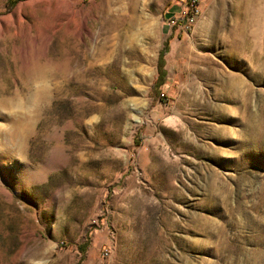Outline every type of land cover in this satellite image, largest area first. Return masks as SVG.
<instances>
[{
	"label": "rangeland",
	"instance_id": "374dc122",
	"mask_svg": "<svg viewBox=\"0 0 264 264\" xmlns=\"http://www.w3.org/2000/svg\"><path fill=\"white\" fill-rule=\"evenodd\" d=\"M197 2L0 0V264H264V0Z\"/></svg>",
	"mask_w": 264,
	"mask_h": 264
},
{
	"label": "built area",
	"instance_id": "2783aa9c",
	"mask_svg": "<svg viewBox=\"0 0 264 264\" xmlns=\"http://www.w3.org/2000/svg\"><path fill=\"white\" fill-rule=\"evenodd\" d=\"M197 5V0H187L186 9L181 11L180 16L178 15L176 18L173 17V23L178 20L180 22V28H182L183 31L188 32L199 13Z\"/></svg>",
	"mask_w": 264,
	"mask_h": 264
},
{
	"label": "trees",
	"instance_id": "16d2710c",
	"mask_svg": "<svg viewBox=\"0 0 264 264\" xmlns=\"http://www.w3.org/2000/svg\"><path fill=\"white\" fill-rule=\"evenodd\" d=\"M168 50L163 49L160 54L159 58L156 63V71H157V77L156 80L154 81L152 87H157L160 86L161 84L164 83L165 76L167 74V71L165 69V60L164 56L167 54Z\"/></svg>",
	"mask_w": 264,
	"mask_h": 264
},
{
	"label": "crops",
	"instance_id": "0c3cea01",
	"mask_svg": "<svg viewBox=\"0 0 264 264\" xmlns=\"http://www.w3.org/2000/svg\"><path fill=\"white\" fill-rule=\"evenodd\" d=\"M178 9H179V6L177 7L176 5H170L169 10H167V13L164 16V21H165L166 24H168V20L176 14ZM168 26H170V25L168 24ZM168 54H169V52L164 56L166 71H167V67L166 66H167V63H168V59H167L168 58ZM167 75H168V71H167V74L165 76V79L168 77Z\"/></svg>",
	"mask_w": 264,
	"mask_h": 264
},
{
	"label": "bare ground",
	"instance_id": "6f19581e",
	"mask_svg": "<svg viewBox=\"0 0 264 264\" xmlns=\"http://www.w3.org/2000/svg\"><path fill=\"white\" fill-rule=\"evenodd\" d=\"M197 16H198V15H197ZM0 23H1V22H0ZM3 32H4V31H3V28H2V26H0V35H2ZM1 103L4 104V105L7 104V103H8V99L2 97V98H1Z\"/></svg>",
	"mask_w": 264,
	"mask_h": 264
}]
</instances>
